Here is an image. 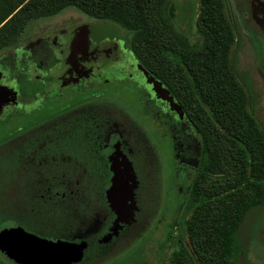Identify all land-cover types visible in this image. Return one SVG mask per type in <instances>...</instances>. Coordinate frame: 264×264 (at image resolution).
Instances as JSON below:
<instances>
[{"label":"flooded vegetation","instance_id":"af4514ba","mask_svg":"<svg viewBox=\"0 0 264 264\" xmlns=\"http://www.w3.org/2000/svg\"><path fill=\"white\" fill-rule=\"evenodd\" d=\"M240 2L264 35V0ZM132 89L158 148L111 99ZM176 96L111 24L74 22L0 49V228L87 242L79 264L108 252L146 214L149 192L168 183L171 193L179 172L191 179L199 166V138Z\"/></svg>","mask_w":264,"mask_h":264},{"label":"trees","instance_id":"16d2710c","mask_svg":"<svg viewBox=\"0 0 264 264\" xmlns=\"http://www.w3.org/2000/svg\"><path fill=\"white\" fill-rule=\"evenodd\" d=\"M177 1L0 0V49L11 45L27 21L66 7L130 32L129 49L177 95L201 149L194 176L177 174V186L190 180L187 188L174 186L166 199V213L188 208L189 217L172 216L159 252L176 225L182 249L167 264H233L231 249L243 214L264 203V129L233 73L235 26L225 0H196L193 17L185 15L187 4ZM146 245L135 248L124 264H148L141 250Z\"/></svg>","mask_w":264,"mask_h":264},{"label":"rangeland","instance_id":"374dc122","mask_svg":"<svg viewBox=\"0 0 264 264\" xmlns=\"http://www.w3.org/2000/svg\"><path fill=\"white\" fill-rule=\"evenodd\" d=\"M177 2L179 3L181 0H178ZM181 3L187 4L189 9H187L185 15L193 17L197 6L196 0H182ZM225 3L227 14L235 26V43L230 57L233 73L237 81L244 88L248 101V110L264 129V35L259 33V31L248 22L243 12L238 10V5H241L240 0L236 2L234 0H225ZM74 22L100 23L101 25L112 24L121 31L127 44L132 39V34L130 32L122 29L114 23L93 19L75 7H66L54 15L27 21L18 31L17 36L10 46L14 44H23L34 36L44 34L59 26H69ZM98 30L102 31V27H99ZM103 30L107 35L108 33L116 35L113 31H110V28L103 27ZM136 86V84L132 83V88H136ZM109 92H111V99L115 102L118 100H122L123 103L125 102L126 107H128L127 111L132 119L146 130L150 141L156 148H158L156 134L151 126L149 117L138 116L134 108L137 101L138 91L136 93V91L132 89L130 92L126 91V94H123L122 91L119 93L118 91L114 92L113 90H110ZM195 98L197 101L198 98L196 94ZM196 101L193 104L195 107ZM151 169L152 168L149 167L148 171H151ZM165 179H167L166 173L164 176V180ZM154 183L155 181L153 184ZM150 185L151 184L149 183V186ZM155 187L156 186L153 185L150 190ZM167 189L168 183H164L163 193L160 191L153 193L149 192L147 198V211H144L146 214L143 218L140 221L137 219V221L133 222L129 227L126 236L123 238L120 237L108 252L104 254V250L108 249L106 247L97 253L94 252L90 259H95V263L97 264H124V259L132 256L135 252V248L142 245L144 242H149V245L143 246L141 249L146 253V255L143 256V260L149 261L148 264L169 263L173 255L182 249L180 243L182 237L179 227L173 225L174 228L167 244L163 250L159 252V242H164L167 228H172V216L177 218L178 215L172 213V209L168 213L165 211V205L167 204L166 199L169 196L167 194ZM189 213L190 210L186 208L182 212L180 211L178 217H189ZM24 232L29 234L28 231ZM31 234L41 239L50 240L49 238L52 237L54 240H63L54 236L42 237L34 232H31ZM151 242L156 243L152 244ZM67 243L74 246L77 245L79 251L85 250V246H89L87 242ZM231 251L233 252V264H264V203L243 214L234 235ZM82 259L83 257H81V260ZM88 263L95 264L94 262ZM0 264L12 263L4 260L0 256ZM82 264L85 263L82 262Z\"/></svg>","mask_w":264,"mask_h":264},{"label":"water","instance_id":"95a60500","mask_svg":"<svg viewBox=\"0 0 264 264\" xmlns=\"http://www.w3.org/2000/svg\"><path fill=\"white\" fill-rule=\"evenodd\" d=\"M113 200L116 206L124 209L125 201L122 198L114 196ZM131 202L134 203L133 199ZM130 215L129 220L133 221V211ZM0 253L17 264H78L81 262L77 245H70L63 240L41 239L31 233L27 234L19 227L8 230L0 228Z\"/></svg>","mask_w":264,"mask_h":264}]
</instances>
